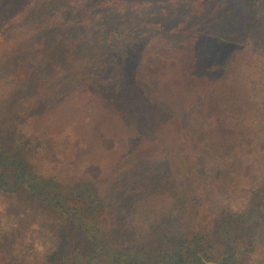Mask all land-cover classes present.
I'll return each instance as SVG.
<instances>
[{
  "label": "trees",
  "instance_id": "trees-1",
  "mask_svg": "<svg viewBox=\"0 0 264 264\" xmlns=\"http://www.w3.org/2000/svg\"><path fill=\"white\" fill-rule=\"evenodd\" d=\"M38 1L41 0H24L20 7L12 12L11 18L14 19L13 24H16V27L22 25V28L25 27V21L35 11L34 6ZM59 1L45 0L44 10L50 7L52 12L51 17L43 19V35L32 47L15 49L16 59L21 60L15 61V64L17 68L24 66L29 69V63L25 65L27 60L36 61L49 50L56 53L63 45H70L72 46L70 50L79 56L82 55V51L88 55L86 63L77 69H83L88 80H93L96 84L92 98L84 97L85 104H81L74 103V96L69 95L67 99L60 97L56 101V103L59 102L55 105L56 109L48 116H38L37 120L35 116L29 117L25 114L26 117L20 123L15 125V121L12 126L0 133V191L23 193L27 203L40 211L42 217L49 218L47 226L50 227L53 244L45 253L46 264L68 262L72 264H208L209 261H212L211 264H247L244 256L256 251L257 236L264 230V181L253 188L247 201V208L241 213H234L224 204L220 205L223 209L215 231L222 245L227 247V251L220 255L219 259L209 256L212 242L205 240L199 231L200 235L194 238L193 230L189 231L190 223L186 231L179 230L176 233L177 236L183 237L182 241H169L168 237L161 235L163 241L160 247L143 250L139 246L123 245L119 240L130 235L131 229L121 224L122 218H119L120 223L116 224L114 229H107L104 214L106 202L114 205V208L115 204L119 203L117 209H120L122 207L120 200H122L124 206L121 209L124 212L138 203L140 205V198L146 197V201L149 202L146 209L155 215L163 216L165 228L171 226L172 229L183 222L182 220L177 222L175 217L183 216L185 212L183 208L176 205H166L167 193L170 195V191L168 192L164 185L157 187L158 189L154 191L151 188L148 191V186L144 188L148 181L139 175L142 168L135 170L127 183L120 188L119 191L123 193L122 198L116 185H113L110 192L106 193L108 184L112 183L110 180L114 174H118L116 173L118 169L131 164L130 167L135 166L140 159L133 160V158L140 154L146 153L145 159L151 158L155 150L152 148L156 146L151 139L148 143L140 144H135L134 141L136 137H139L137 134L141 129L148 126L147 122L142 124L143 117L149 112L155 113L158 107V100L151 101L142 91L137 82L136 69H131V61L135 54L138 55L144 48L147 33L144 36L143 34L134 35L133 29H129L127 37L116 43L117 37L115 40L112 34L123 35L121 20L127 18L129 25L138 21L142 24L146 19L148 22L166 21L173 15L174 26L181 22L182 29L194 30L191 34H196L199 28H203L202 31L208 30L204 36L198 38L199 46L202 45L198 47L200 50L198 57L204 66L222 65L226 68L231 63L237 66L245 61L250 69H254V72L262 73L264 71L262 53L239 54L234 61H230L229 47L230 44H235L236 40L225 39L226 34L236 28L237 23L233 20L232 14L239 11L241 27L249 31L257 28L256 34H260L264 17L257 25H249L251 19L245 15L254 3L255 5L258 3V0H221L218 8L213 9V5L204 6L197 13H191L192 5L181 0L176 2L107 0L112 1V4L107 7L102 5L104 0H75L74 3L67 1L66 7H62ZM116 2L125 3L127 7L124 10H117ZM132 4L139 6L137 7L139 9L129 16ZM227 4H230L229 13L222 15L225 9L221 6ZM252 10L256 13L254 8ZM91 13L99 14L98 19L94 16L89 17L92 24L85 20L86 15ZM211 17H214L216 21L212 27L208 24L201 25L212 19ZM9 20L7 17L0 28L11 25L12 22ZM150 24L153 25V23ZM145 26L148 27V25ZM65 27L69 28L64 29ZM6 28L0 31V38L7 32ZM235 31L238 30L235 29ZM240 32L242 30L239 31L241 35ZM165 36L167 33H163L162 38ZM178 36L186 37L181 30ZM262 46L264 48V43ZM193 49L195 52V46ZM25 53L26 56H24ZM230 69H233V66ZM202 76L214 82L215 85L210 94L204 98L205 107L203 106L199 112L209 116L212 114L213 118L219 121L215 129L218 137L212 144L216 149L215 158L220 166L218 178H222V173L224 178L230 174L226 182L232 184L233 180L243 173L246 164L250 161L242 158L239 152L245 147V142L250 135L243 130V127L247 128L246 120H249L251 115V99L247 91L240 92L239 79L234 78L236 74L229 76L225 74L213 78L206 74ZM234 80L237 85L230 84ZM233 86L237 87L238 92L232 91ZM54 94L50 92V96H58ZM99 98L103 101L101 102ZM97 100L100 104H95ZM103 103L104 106H100ZM94 104L95 107H92ZM109 106L115 108L114 114L110 113ZM123 107L125 109H121ZM63 108L69 112L71 110L72 114L78 117V123L70 129V134H72L76 155L79 154L81 160L90 161L89 169L93 170L87 175L69 177L57 173L60 169V161H63L58 150L57 136L67 124L65 119L60 120L59 110ZM128 115L132 118L131 120H136V123H128L127 121L130 120ZM123 116L127 118H121ZM157 126L159 138L172 131L177 134L182 129L178 121L171 118L167 121L162 120ZM255 136L256 145H259L257 148L259 155H255L252 160L264 165V135L254 134L252 139ZM123 140H126V147L120 148L119 142ZM136 146L138 150L135 149ZM248 152L253 153L252 149ZM140 164L143 165L141 160ZM182 185L183 192L192 190L188 182H183ZM152 192L159 194L156 193L157 195L153 196ZM210 198L211 195H206L203 202H207L210 207H216L218 203L215 204V199ZM198 204L201 207L204 203L201 200ZM173 209L177 210L176 215H172ZM75 221L84 225L85 228H76ZM158 233L156 232L157 235ZM207 235L209 236V233H203V236L208 237ZM114 236L117 237L112 240ZM180 244L183 245L182 249L188 251L186 254L180 249L175 250V246ZM152 246L150 245V248ZM7 263L11 264V260Z\"/></svg>",
  "mask_w": 264,
  "mask_h": 264
},
{
  "label": "rangeland",
  "instance_id": "rangeland-1",
  "mask_svg": "<svg viewBox=\"0 0 264 264\" xmlns=\"http://www.w3.org/2000/svg\"><path fill=\"white\" fill-rule=\"evenodd\" d=\"M23 1L0 0V27L5 23L7 17L12 22L11 25L0 28L1 31L7 27V32L0 38L2 41L0 44V133L12 126L15 121V125L20 123L26 117L25 114L29 117L35 116L37 120L38 116H48L56 109L55 105L59 103L56 101L60 97L67 99L71 95L75 98L74 103L85 104L83 98H92V92L96 87L94 81L88 80L84 75L83 69H77L86 63L88 55L82 51V55L79 56L70 50L72 47L70 45H63L56 53L49 50L36 61L27 60L25 65L27 66L29 63V69L24 66L17 68L15 61L19 59H16L15 49L32 47L36 40L43 35V19L49 17L52 12L50 7L44 10L45 0L38 1L34 6L35 11L26 19V23L24 22L25 27L22 28L23 25L16 27V24H13L14 19L11 18L12 12L17 10ZM67 1L74 3L75 0H60L58 3L62 7H66ZM170 1L176 2L177 0ZM181 1L192 5L191 13H197L204 6L209 5H213V9L218 8L221 4V0ZM58 3L56 5H59ZM116 3L117 10H124L127 7L125 3ZM258 3L256 5L254 3L251 10L248 8L249 11L245 14L251 19L249 25H257L264 17V0H258ZM111 4L112 1L104 0L102 5L107 7ZM137 7L139 6L132 4L129 9L130 12L128 11L129 16L132 15V12L138 11L139 8ZM221 7L225 9L222 15L229 13L230 4ZM253 8L256 13H253ZM5 13L7 14L5 15ZM126 15L128 16V13ZM232 15L233 20L237 23L235 29L238 31L231 29L226 34L225 39L236 40L235 44H230L229 47L230 61H234L239 54L262 53L261 55L264 56L262 46L264 43V20L261 32L257 35V28L249 31L246 30L247 28L241 27L240 11ZM90 16L98 19L99 14L86 15L85 20L92 24ZM172 18L173 15L169 16L166 21L152 20L148 22L146 19L142 24H139L138 21L131 25L125 18L121 20L123 35L112 34L115 40L117 37L116 43H119L127 37V30L129 29H133L134 35L143 34L142 36H144L147 33L144 48L138 54L139 56L135 54L136 56L131 61V69H136L137 82H139L142 91L151 101L158 100V107L155 109V113L149 112L144 116L146 119L143 117L142 124L147 122L148 126L142 128L137 134L139 137L134 140L135 144L148 143L150 139L151 142H155L156 146L152 148L155 150H153L151 158L145 159L147 155L143 153L133 158V160L139 158L143 165L140 164L139 160L133 167H130L131 164L118 169L116 172L118 174H114L110 180L112 183L109 182L106 193H109L111 187L116 185V189L122 198L123 193L119 191L120 188L127 183L135 170L142 168L139 175L148 181L144 188L148 186V191L149 188L154 191V189H158L157 187L164 185L163 187L168 192L170 191V195L167 193L166 205H176L183 208L184 215L178 214L179 216L175 217L177 222L180 220L183 222L172 229L171 226L165 228L163 216L149 212L146 209L149 202L144 197L140 198V205L138 203V205L129 207L124 212L121 209L124 206L122 200H120L122 203L120 209H117L119 203H116L114 208V205L106 202L104 223L107 229H114V226L120 223L119 218H122L121 224L125 228H130L131 232L130 235L125 236V239L119 241L123 245L142 247L143 250L160 247V243L163 241L161 235L168 237L169 241H182L183 237L177 236L176 233L179 230L181 232L186 231V227L190 223L189 231L193 230L194 238L201 233L205 240L212 242L209 256L219 259L218 257L227 251V247L222 245V241L215 231L220 212L223 209L220 205L224 204L234 213H241L247 208V201L253 188L261 185L264 181V165L252 160L255 155H259L256 136L253 139L252 136L254 134L264 135V71L262 73H260L261 71L254 72V69H250L245 61L237 66L235 63H231L226 68L222 65L204 66L198 57L200 52L198 47H202V45L199 46L198 38L204 36L208 30L202 31L203 28H199L196 30V34H191V31L194 30L182 29L181 22L174 26ZM215 23L213 17L201 25L208 24L209 27H212ZM66 28L69 27L64 29ZM180 30L185 33L186 37L178 36ZM240 30H242L241 35L239 34ZM163 33H167L165 38H162ZM232 66L233 69H230ZM204 74L210 78L236 74L234 78L239 79L240 92L247 91L251 99V115H249L250 118L247 117L249 120H246L247 128L243 127V130L250 135L245 142V147L240 152L237 150L242 158L250 161L246 164L243 173L239 174L240 178L234 179L232 184L226 182L231 176L230 174L224 178L222 173V178H218L220 166L215 158L216 149L212 144L218 137L215 129L219 125V121L213 118L212 114L209 116L204 112L202 114L199 112L204 106V98L210 94L215 85L214 82L203 77ZM230 84L237 85L235 80ZM232 91L238 92L237 87L233 86ZM50 92L58 96H50ZM99 100L103 101L101 98ZM99 100L95 104H100ZM95 104L92 107H95ZM100 106H104V103ZM109 109L112 114L116 112L114 107L109 106ZM59 115L60 120L65 119L67 124L59 132L61 134L57 136L58 150L63 159L62 162L60 161L61 165L57 173L69 177L91 173L93 169H89L90 161L81 160V156L76 155L73 147L70 129L78 123L77 115L72 114L71 110L70 112L65 110V108L59 110ZM121 118H127V116ZM169 118L178 121V125L182 128L181 132L176 134L172 131L159 138V131H156L157 125L162 120L167 121ZM129 119L128 123H136V120H131V117ZM134 133L136 135V131ZM119 144L121 145L120 148H125L126 140L120 141ZM137 148L138 146L135 147V149ZM249 149H252L253 153L248 152ZM183 182H188L192 190L183 192ZM156 193L152 195L155 196ZM206 195H211L210 199H215V204L217 202L218 205L210 207L207 202H203ZM201 200L204 204L199 207L198 202ZM177 213V210H172V215ZM159 220L161 221L159 222ZM48 222L49 218L42 217L40 211L26 202L23 193H3L0 191V264H8L7 262L10 260L11 264H46L45 253L53 244L51 230L47 226ZM75 223L76 228H85L77 221ZM156 232H159L158 235ZM203 233H209V236L205 237ZM116 237L114 236L112 240H115ZM257 241L256 251L247 253L250 258L244 256V261L247 264H264V230L260 231ZM150 245L153 246L150 248ZM182 246V244L176 245L175 250L180 249L186 254L188 251L182 249ZM211 262L209 261L208 264ZM64 264H72V262Z\"/></svg>",
  "mask_w": 264,
  "mask_h": 264
}]
</instances>
